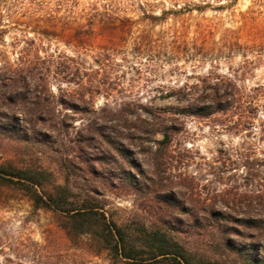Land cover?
<instances>
[{
    "label": "rangeland",
    "instance_id": "374dc122",
    "mask_svg": "<svg viewBox=\"0 0 264 264\" xmlns=\"http://www.w3.org/2000/svg\"><path fill=\"white\" fill-rule=\"evenodd\" d=\"M213 80L252 102L247 121L182 112ZM15 170L197 264H264V0H0V264H112Z\"/></svg>",
    "mask_w": 264,
    "mask_h": 264
},
{
    "label": "trees",
    "instance_id": "16d2710c",
    "mask_svg": "<svg viewBox=\"0 0 264 264\" xmlns=\"http://www.w3.org/2000/svg\"><path fill=\"white\" fill-rule=\"evenodd\" d=\"M199 92L190 99V105L182 112L196 115H206L214 112H237L243 121L250 118L248 113L253 109V104L245 100L247 96L239 91V88L229 80L210 81L202 89L195 86ZM190 95L184 90L176 99L188 100ZM37 119H42L37 116ZM149 126L154 123L146 122ZM162 134V139L157 141V155L163 154L164 149L171 141V124L164 121L157 126ZM155 156V155H154ZM16 177L19 182L28 187L36 207L46 206L68 214L71 223L67 226L68 234L78 227L81 231L97 233L104 249L109 252L111 263L118 264L125 261L127 264H197L190 253L182 244L170 237L164 230L158 227L148 228L144 224L136 226L133 230L125 225H120L108 218L100 207L98 201L92 196L86 195L82 200L70 198L72 193L67 187L58 186L55 191H44L42 194L35 188V182L20 170L5 172ZM12 180V178H7ZM257 264L263 261L255 259Z\"/></svg>",
    "mask_w": 264,
    "mask_h": 264
}]
</instances>
